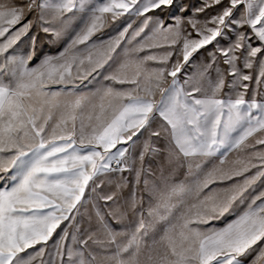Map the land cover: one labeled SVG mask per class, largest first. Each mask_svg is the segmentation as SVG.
I'll return each instance as SVG.
<instances>
[{
  "label": "snow or ice",
  "instance_id": "obj_1",
  "mask_svg": "<svg viewBox=\"0 0 264 264\" xmlns=\"http://www.w3.org/2000/svg\"><path fill=\"white\" fill-rule=\"evenodd\" d=\"M157 11L167 12L172 23L166 27L164 18L148 15ZM125 15L142 19L89 44L108 20ZM37 29L55 40L67 35L69 43L41 59L32 34ZM25 38L29 50L16 54L14 46ZM160 48L165 50L150 51ZM201 50L207 51L205 60L185 73ZM106 69L102 78L110 83L90 95L68 87ZM252 82L257 87L246 99ZM261 86L264 0L0 4V264H142V250L148 252L144 264H264V190L224 227L211 226L244 203L245 193L264 177V151L237 159L230 169L214 168L192 189L171 179L184 164L189 172L199 170L219 154L224 165L229 153L254 147L249 138L264 136ZM255 145H264V138ZM146 156L161 158L158 176L144 167ZM252 169L253 175H245ZM217 181L228 186L184 207L186 193L199 197ZM105 184L114 189L105 192ZM90 203L95 215H88L84 227L81 209Z\"/></svg>",
  "mask_w": 264,
  "mask_h": 264
},
{
  "label": "rangeland",
  "instance_id": "obj_2",
  "mask_svg": "<svg viewBox=\"0 0 264 264\" xmlns=\"http://www.w3.org/2000/svg\"><path fill=\"white\" fill-rule=\"evenodd\" d=\"M12 2H13V0H0V4H9ZM17 2H18V0H17ZM187 2L193 6H199L200 3L202 2V0H187ZM240 10L241 11L243 10V6L240 7ZM212 14H214V11L212 12ZM148 15L160 16V17L164 18L166 27L169 23H172V21L168 18L167 12L161 13V12L157 11L155 13H148ZM238 15H239V13H237V16ZM29 18L31 19L32 17H29ZM198 18L204 19V15L201 14ZM140 19H142V18H135V17L129 18L127 15H125L123 17H120L116 22H112L111 20H108L106 22L105 27L100 32H97L92 37V40L89 42V44H91L92 42L99 44L101 41H107L109 38L116 36L118 31L122 30L123 26H125L126 23L131 22L132 20H135V23H133V28H135L137 26V24H139ZM76 22L77 23L79 22V15H77V17H76ZM75 26L76 25L74 23V27ZM185 28L187 31H191V29L187 25H185ZM129 31L131 32L132 29H130ZM32 34L37 35L36 52H37V55L40 56L41 59L44 56H56V55H58V53L61 50H63L67 46V44L69 43V38L67 35L62 37L60 40H55L53 37L45 35L43 32H39L38 29L34 30V32ZM224 43H225V41H221L222 45ZM29 46H30L29 41L27 40V38H25L21 42H18V44L16 46H14L15 53L16 54H24L29 50ZM78 47H80L81 49L84 48L83 45H80ZM208 48H209V50H211L212 46L209 45ZM164 50H165L164 48H160V49H152L150 51L161 53ZM201 52L203 53V55L198 56V58L196 59V61L194 63H191V64L185 66V69H184L185 73L191 75L193 72L196 71L197 66L205 60V58L207 56V51L201 50ZM143 54L144 53H141V55H143ZM38 63H39V60L34 61V62H30L29 67L36 66ZM147 66L149 68H151V67H154L156 65L153 62H148ZM112 67L114 69L116 67V64L113 63ZM108 71H109V69H106L104 71V73H102L101 75H97L96 73H93V76L88 77V79L84 80L83 82L77 81L78 86L73 88L71 85H69L68 87L71 88L72 91L76 95H90L97 88H101V87H103L104 84L110 83V82L104 81L102 78L103 74H107ZM245 71H248V70H245ZM73 72L75 73V69H73ZM253 75H255L254 71H253ZM213 76H214V73H213ZM93 77H95V78H93ZM183 79H184V77L182 75L181 76V83H183ZM170 80H171V78L169 77L168 81L170 82ZM48 87L50 88L51 91L61 90L60 85H49ZM116 87H120V86L117 85ZM165 87H167V84L165 85ZM256 87L257 86L254 82L250 83V91L246 95V97H245L246 99H249L251 97V95H252L251 90L255 89ZM228 93H229V89L226 87L224 89V91L221 92L220 95L222 98H224ZM197 95H199V94H197ZM261 97H264V86H261L260 95L257 96V99H261ZM154 99L157 102H159V100L161 99V94L159 92H157ZM84 119H85V121L87 120V111L84 114ZM159 123H160V121L157 120L156 126H159ZM77 124L79 125V120L77 121ZM147 138H148V134H145V136L141 137V142ZM256 138H264V136L257 134L256 137L249 138L248 143L254 145V147H250L244 152H235L234 151L232 153H229V155L226 158V163L224 165H220V163H219L220 155L217 154V156H215V157L207 158L202 169H199V170L194 168L191 172H189L187 164H184L182 166L177 167L175 169L171 179L173 180V182H176V183L182 182L186 186V188L192 189L195 187V185L198 181L203 180L205 178L206 174L208 172L212 171L214 168H221L222 167L226 170L230 169L234 166L233 162L236 161L237 159H245L256 151H264V145H255V139ZM157 146H159V144H157ZM137 151H139V144L137 146ZM160 162H161V158L159 156H146L145 162H144V167L146 169H151L152 172L156 173V175L158 176L159 173L157 172V166ZM253 162L258 163V161H256V160H254ZM256 170L257 169H252L250 172L246 173L245 175H248V176L253 175L256 172ZM119 175L120 174H116V176H119ZM122 175L124 177H126L129 182H131L133 180V176L127 172L123 173ZM154 178L155 177L152 175L147 176V179H149V181L153 180ZM237 179L238 180L242 179V177H238ZM229 183H231V182H229ZM227 186H228L227 184L220 183L219 181H217L215 183H209L208 188L203 189V191L199 194V197H197L196 195L191 194V193H186L183 197L184 207H187L193 203H196L198 201V199H202L204 196L209 195L211 193V191H213V190L223 189ZM130 188H131V183H129L127 187L123 188V190L121 191V194H120L121 195L120 203H123V198H126L129 195ZM113 189H114V185L105 184V187H104L105 192H109ZM262 190H264V177H262L260 180H258L253 185V187L250 188L247 193H245L244 203L238 204L235 207V210L230 215L225 216L223 219L213 221L211 226L216 227V226L224 223L225 221H227L231 217H233L235 214H237L239 211H241L243 208H245L247 206V204L250 203L251 199L255 195L259 194V192ZM87 195H88V193H86V196ZM139 195L144 196L142 185H141ZM97 203H98L99 207L101 208V210L107 211V208L105 207L103 201H98ZM109 203H111V202H109ZM113 207H115V206H113ZM143 207L145 210L148 207V201H147L146 197L143 201ZM81 213L83 214V220L81 221L82 226L87 227L88 226V224H87L88 215L91 214L93 217L95 215V210L93 209L92 204L91 203L88 204L86 209H81ZM78 219H79V217H78ZM129 219H131V216L129 217ZM93 227H95L94 219H93ZM54 239H55V236L53 237V240ZM53 240L49 241V247L46 250L45 255L43 256V260L45 262L48 260L47 253L51 251V245L53 243ZM149 242H150V240H149ZM37 247H39V246H37ZM147 254H148L147 250H142V252L140 254V260H141L142 264H144V262L146 261ZM255 255H256V253H253L252 256L248 257V260L250 261Z\"/></svg>",
  "mask_w": 264,
  "mask_h": 264
},
{
  "label": "crops",
  "instance_id": "obj_3",
  "mask_svg": "<svg viewBox=\"0 0 264 264\" xmlns=\"http://www.w3.org/2000/svg\"><path fill=\"white\" fill-rule=\"evenodd\" d=\"M100 0H96V3H99ZM259 203V202H258ZM247 206L245 208H243L241 211H239L237 214H235L233 217H231L230 219H228L227 221H225L224 223L216 226L215 228H221L224 227L228 222H230L231 220H233L237 215H239L240 213H242L244 210H246Z\"/></svg>",
  "mask_w": 264,
  "mask_h": 264
}]
</instances>
